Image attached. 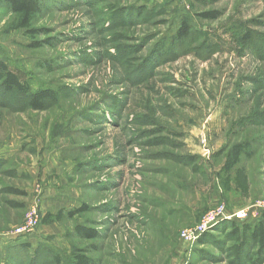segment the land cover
Returning a JSON list of instances; mask_svg holds the SVG:
<instances>
[{
  "label": "rangeland",
  "instance_id": "1",
  "mask_svg": "<svg viewBox=\"0 0 264 264\" xmlns=\"http://www.w3.org/2000/svg\"><path fill=\"white\" fill-rule=\"evenodd\" d=\"M42 1L34 36L0 7V59L59 94L43 110L0 97V264H49L47 245L95 264H264L226 222L179 236L219 203H264V0ZM34 203V232L10 237Z\"/></svg>",
  "mask_w": 264,
  "mask_h": 264
},
{
  "label": "trees",
  "instance_id": "2",
  "mask_svg": "<svg viewBox=\"0 0 264 264\" xmlns=\"http://www.w3.org/2000/svg\"><path fill=\"white\" fill-rule=\"evenodd\" d=\"M42 5V0H0V7L3 6L14 14V28L23 29L31 36H34L37 33V30L31 27V23L35 16L41 11ZM200 15L205 18H215L217 16L215 11H206L200 13ZM190 32L191 25L189 19L185 16L182 18L181 25L175 32L174 38L177 41L186 39L189 37ZM35 44H38V42ZM12 96L16 97L12 99ZM0 97L3 99L11 98L12 102H16L17 100L25 101L24 104L27 109L43 110L47 104L56 103L59 94L56 90L51 88L31 90L29 82L22 79L14 70H12L6 61L0 59ZM245 146L246 144L244 143H236L231 147L226 159V167H232L238 162L240 155L245 150ZM12 192L21 193L22 191L13 189ZM84 209H86L85 205H82L68 210L59 209L55 213L45 212L40 221L42 223H50L52 221H60L65 217L72 218L76 214L84 211ZM226 223L233 227L235 234H242V243L245 239L252 242L259 251L264 250L263 217H260V220H257L254 223L244 222L241 226L236 222ZM73 232L78 236L87 239H93L98 236L96 229L83 225H76ZM205 234L206 233H204L198 240L200 241ZM47 246L48 247L45 248L44 251L49 256V264H95L93 259L87 256L83 249L73 250L69 257L63 259L56 248L49 245Z\"/></svg>",
  "mask_w": 264,
  "mask_h": 264
},
{
  "label": "built area",
  "instance_id": "3",
  "mask_svg": "<svg viewBox=\"0 0 264 264\" xmlns=\"http://www.w3.org/2000/svg\"><path fill=\"white\" fill-rule=\"evenodd\" d=\"M264 210V203H253L235 210H229L224 203H219L208 209L201 217L200 221L193 226H188L180 230L179 236L182 240L194 243L207 231L221 222H240L247 219L256 220L260 218ZM39 220V209L37 205L31 204L25 213L21 225L15 227L10 233V237L30 235L34 232Z\"/></svg>",
  "mask_w": 264,
  "mask_h": 264
}]
</instances>
